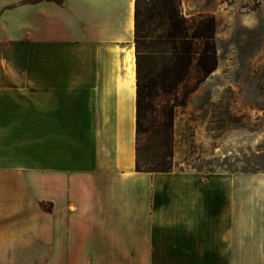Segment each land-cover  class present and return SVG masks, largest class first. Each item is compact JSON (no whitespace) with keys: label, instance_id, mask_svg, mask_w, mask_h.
<instances>
[{"label":"crops","instance_id":"1","mask_svg":"<svg viewBox=\"0 0 264 264\" xmlns=\"http://www.w3.org/2000/svg\"><path fill=\"white\" fill-rule=\"evenodd\" d=\"M135 2L0 0V264H264V171L136 169Z\"/></svg>","mask_w":264,"mask_h":264},{"label":"rangeland","instance_id":"2","mask_svg":"<svg viewBox=\"0 0 264 264\" xmlns=\"http://www.w3.org/2000/svg\"><path fill=\"white\" fill-rule=\"evenodd\" d=\"M182 9L187 17L199 14L186 11L183 0ZM216 19L219 66L177 112L174 160L264 171V29Z\"/></svg>","mask_w":264,"mask_h":264},{"label":"trees","instance_id":"3","mask_svg":"<svg viewBox=\"0 0 264 264\" xmlns=\"http://www.w3.org/2000/svg\"><path fill=\"white\" fill-rule=\"evenodd\" d=\"M217 26L211 14L187 17L182 0H136L138 171L174 169L177 112L219 66Z\"/></svg>","mask_w":264,"mask_h":264}]
</instances>
